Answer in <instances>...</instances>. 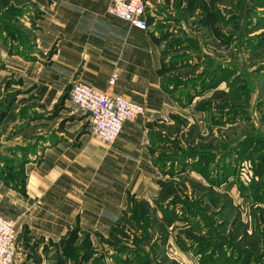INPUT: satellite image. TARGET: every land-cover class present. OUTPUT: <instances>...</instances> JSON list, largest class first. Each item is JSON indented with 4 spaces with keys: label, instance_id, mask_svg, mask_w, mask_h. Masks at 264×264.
I'll use <instances>...</instances> for the list:
<instances>
[{
    "label": "rangeland",
    "instance_id": "374dc122",
    "mask_svg": "<svg viewBox=\"0 0 264 264\" xmlns=\"http://www.w3.org/2000/svg\"><path fill=\"white\" fill-rule=\"evenodd\" d=\"M39 1L0 0V177L14 186L40 142L90 133L71 86L46 94L25 68V60L48 63L56 53L55 41L39 49ZM263 1L180 0L170 8L162 73L184 113L151 133L160 191L152 200L129 194L101 243L82 235L83 264H264ZM242 3L254 26L237 44L222 30ZM49 94L52 103L42 98Z\"/></svg>",
    "mask_w": 264,
    "mask_h": 264
},
{
    "label": "crops",
    "instance_id": "0c3cea01",
    "mask_svg": "<svg viewBox=\"0 0 264 264\" xmlns=\"http://www.w3.org/2000/svg\"><path fill=\"white\" fill-rule=\"evenodd\" d=\"M109 2L40 0L39 49L55 41L56 53L48 63L25 60L24 65L33 82L45 87L46 94L82 81L139 102L146 113L126 122L110 146L90 133L81 137L61 134L62 138L53 142L40 139L41 145L24 163L22 184L9 185L0 177V215L16 224L15 264L85 263L82 235L89 234L94 246L95 240L101 243L100 238L109 237L127 211L129 194L137 201L152 200L160 191L158 152L151 150L155 144L151 133L159 130V124L173 125L177 114L184 113L176 96L163 87L160 38L170 31L168 12L173 7L176 10L180 0H152L151 23L145 31L108 14ZM231 4L223 7L230 9ZM241 8L222 30L237 44L239 33L250 29L249 34L254 26L248 24L253 21L246 15L247 6L242 3ZM257 10L263 19L264 9ZM234 15L242 17L243 29L232 23ZM115 71L119 76L110 85ZM224 85L219 83L216 90ZM42 98L47 103L55 101L50 94Z\"/></svg>",
    "mask_w": 264,
    "mask_h": 264
},
{
    "label": "built area",
    "instance_id": "2783aa9c",
    "mask_svg": "<svg viewBox=\"0 0 264 264\" xmlns=\"http://www.w3.org/2000/svg\"><path fill=\"white\" fill-rule=\"evenodd\" d=\"M152 0H110L107 13L129 23L138 30L150 27L149 12ZM119 76L113 72L109 84ZM70 100L90 121V134L104 145H112L120 137L123 125L146 113V107L120 94L100 91L76 81L71 87ZM17 231L15 221L0 215V264H15Z\"/></svg>",
    "mask_w": 264,
    "mask_h": 264
},
{
    "label": "trees",
    "instance_id": "16d2710c",
    "mask_svg": "<svg viewBox=\"0 0 264 264\" xmlns=\"http://www.w3.org/2000/svg\"><path fill=\"white\" fill-rule=\"evenodd\" d=\"M260 3H262V4H264V1L263 2H260ZM164 53V52H163ZM168 66V61H166V59L162 56V67L164 68V67H167ZM162 68V69H163ZM163 76H164V74L162 73V70H161V77L163 78ZM163 87H165V89L167 90V91H169L168 90V85L166 84V82L163 80ZM21 179V178H20ZM21 181V180H20ZM23 181V180H22ZM129 201L130 202H132V200H131V198L129 197ZM81 249H86L85 248V243L83 244V245H81Z\"/></svg>",
    "mask_w": 264,
    "mask_h": 264
}]
</instances>
